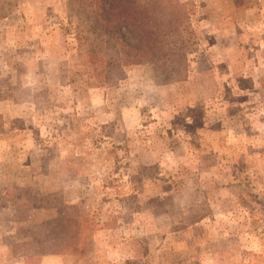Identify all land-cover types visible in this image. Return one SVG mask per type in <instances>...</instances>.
Returning <instances> with one entry per match:
<instances>
[{
  "label": "rangeland",
  "instance_id": "obj_1",
  "mask_svg": "<svg viewBox=\"0 0 264 264\" xmlns=\"http://www.w3.org/2000/svg\"><path fill=\"white\" fill-rule=\"evenodd\" d=\"M175 1L163 82L90 0H0V264H264V0Z\"/></svg>",
  "mask_w": 264,
  "mask_h": 264
},
{
  "label": "trees",
  "instance_id": "obj_2",
  "mask_svg": "<svg viewBox=\"0 0 264 264\" xmlns=\"http://www.w3.org/2000/svg\"><path fill=\"white\" fill-rule=\"evenodd\" d=\"M89 8L85 16L90 22L88 31L96 38L104 36L108 45L117 46L125 63L152 62L162 70L163 82L182 77L174 75V70L183 71L182 67L172 69L167 64L172 46L183 31V14L173 12L182 8L178 1L90 0ZM82 27L78 25L79 33Z\"/></svg>",
  "mask_w": 264,
  "mask_h": 264
}]
</instances>
